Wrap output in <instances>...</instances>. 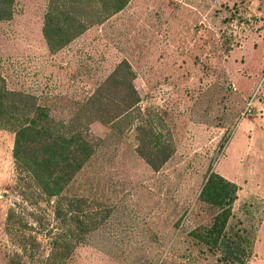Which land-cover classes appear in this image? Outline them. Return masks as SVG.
<instances>
[{
	"label": "rangeland",
	"instance_id": "1",
	"mask_svg": "<svg viewBox=\"0 0 264 264\" xmlns=\"http://www.w3.org/2000/svg\"><path fill=\"white\" fill-rule=\"evenodd\" d=\"M113 1L61 0L90 24L59 48L50 0L0 18V87L94 148L60 195L70 219L17 181L0 129V264H264V0H127L104 17ZM210 171L238 186L219 245L199 198Z\"/></svg>",
	"mask_w": 264,
	"mask_h": 264
},
{
	"label": "trees",
	"instance_id": "2",
	"mask_svg": "<svg viewBox=\"0 0 264 264\" xmlns=\"http://www.w3.org/2000/svg\"><path fill=\"white\" fill-rule=\"evenodd\" d=\"M14 1L0 0V18L11 16ZM126 2L127 0H114L102 15L106 17L109 13L121 10ZM64 17L61 0H50L43 31L51 47L64 46L90 24L78 15ZM72 18L76 19V24L71 21ZM124 65H128L126 61L118 68ZM128 86L129 100L124 111L132 108L138 100L131 82ZM0 129L14 133L13 158L17 181L22 187L25 190L35 187L49 199H54L57 215L66 211L70 219L78 218L79 214L70 211L69 204V210L62 207L60 195L84 161L92 155V142L80 132L66 131L65 124L50 117L47 108L39 104L33 95L5 87H0ZM146 156L153 167H159L168 158V154L160 158L151 154ZM237 190L236 183L215 171H210L203 183L200 200L218 210L208 231L215 245L223 236L232 205L237 199ZM11 215L9 212V216ZM225 243L227 247L230 246V243ZM235 247L236 253L242 251L240 246ZM228 253L226 258L239 259L237 255L232 256L233 252Z\"/></svg>",
	"mask_w": 264,
	"mask_h": 264
}]
</instances>
